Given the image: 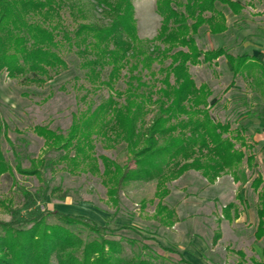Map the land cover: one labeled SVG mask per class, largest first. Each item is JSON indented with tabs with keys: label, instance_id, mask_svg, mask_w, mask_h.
<instances>
[{
	"label": "rangeland",
	"instance_id": "374dc122",
	"mask_svg": "<svg viewBox=\"0 0 264 264\" xmlns=\"http://www.w3.org/2000/svg\"><path fill=\"white\" fill-rule=\"evenodd\" d=\"M240 1L245 8L238 15L227 5L216 3L229 30L212 34L207 24L201 26L194 35L200 49L224 48L234 56L243 55L245 53L236 48L242 32L264 37V0ZM132 2L139 38L154 39L162 25L157 0ZM172 2L175 8L183 10L186 0ZM104 9L97 0H61L60 17L50 22L58 26L60 53L67 68L52 71L51 79L45 83L29 82L23 76L11 78L5 70L0 71V149L10 166L9 171L0 176V225L36 213H43L49 224H59V218L53 213L58 211L84 216L101 226L100 233L90 232L82 225L70 227L84 239L102 236L120 244L122 258L129 262L137 258L153 264L260 262L264 238L256 239L255 230L258 196L264 191V143L256 142L253 137L264 118L261 68L252 64V76L234 77L224 57L190 66L196 84H206L212 91L211 116L215 121L229 123L233 131L241 132L250 146L246 152L254 154L256 165L249 169L243 163L238 170L226 171L213 182L194 169L167 182L168 193L162 204L173 211L172 217L166 210L158 214L156 179L131 180L121 186L116 185L115 179L108 182L102 158L125 168L135 167L133 154L124 142L108 140L103 134L93 135V148H85L88 156L74 161L77 140L70 139L74 117L95 109L114 93L106 85L88 80L87 69L82 66L83 56L74 45L73 37L83 23L108 25L111 17ZM64 33L72 38L71 42L65 40ZM155 44L162 48L157 42L149 44V50ZM169 63L168 59L155 62L152 70L156 76L140 67L134 74L151 86L158 85L159 70ZM129 66L123 70L114 89L126 88L131 75ZM108 72L109 67L104 70L102 80L107 79ZM153 116L154 111H151L145 122L149 124ZM38 127L61 134L63 140L51 143L37 132ZM108 134L114 138L111 131ZM66 140L70 141L68 145ZM258 175L263 183L256 191L251 182ZM217 233L220 234L218 240ZM237 251L243 252L244 257ZM52 264H57L55 258Z\"/></svg>",
	"mask_w": 264,
	"mask_h": 264
},
{
	"label": "trees",
	"instance_id": "16d2710c",
	"mask_svg": "<svg viewBox=\"0 0 264 264\" xmlns=\"http://www.w3.org/2000/svg\"><path fill=\"white\" fill-rule=\"evenodd\" d=\"M217 2L227 5L235 15L245 8L240 0H186L183 10H178L172 0H157L161 29L154 39L142 40L138 36L132 0H97L111 17L110 23L106 26L83 23L73 36L74 45L83 56L82 66L87 69L88 80L114 90L95 109L74 117L70 127V139L77 140L74 161L88 156L85 148H93V135L103 134L108 140L124 142L133 154L135 167L125 168L102 158L104 174L108 182L117 180V186L131 180L156 179L159 215L166 210L172 217L173 211L162 204L168 193L165 185L186 171H201L213 182L226 171L238 170L243 163L249 169L256 165L254 154L246 152L250 146L241 132L233 131L229 123L213 119L210 113L213 104L209 101L212 91L206 84L198 86L190 72V66L224 57L234 77L252 76V56H234L224 48L203 51L197 45L194 35L201 26L207 24L212 34L227 30ZM60 5L61 0H0V71L5 70L11 78L23 76L29 82L43 84L51 79L52 71L67 68L60 53L58 26L50 22L60 17ZM64 38L72 40L68 33H64ZM157 42L162 48L155 44L149 50V44ZM167 59L170 63L160 68L161 77L156 78L158 85L151 86L134 74L140 67L156 76L153 64ZM128 65L131 75L126 88L114 89ZM107 67V79L102 80ZM261 70L264 74V65ZM151 111L154 116L147 124L145 118ZM110 131L113 139L108 134ZM37 132L51 143L63 140L61 134L44 127H38ZM69 142L66 140V145ZM9 169L0 149V176ZM262 183L263 178L258 175L251 187L258 191ZM258 199L255 237L262 239L264 191ZM53 213L59 224L47 223L43 213L2 223L0 264H52L53 258L57 264H153L143 258L124 260L120 244L102 236L84 239L70 227L82 225L90 232L100 233L103 228L91 219ZM215 237L220 239V234ZM237 253L244 257L243 252ZM262 256L256 264H264V249Z\"/></svg>",
	"mask_w": 264,
	"mask_h": 264
},
{
	"label": "crops",
	"instance_id": "0c3cea01",
	"mask_svg": "<svg viewBox=\"0 0 264 264\" xmlns=\"http://www.w3.org/2000/svg\"><path fill=\"white\" fill-rule=\"evenodd\" d=\"M228 30L229 28L226 31ZM262 32L264 33V28ZM242 33L243 36L241 38V42L238 46H236V48L242 51V53H247L248 55L252 56V64L260 69L261 66L264 65V37L253 35L250 32L248 34H244V32ZM258 126L260 127V130L255 131L253 139L256 142L264 143V118L261 123H258Z\"/></svg>",
	"mask_w": 264,
	"mask_h": 264
}]
</instances>
